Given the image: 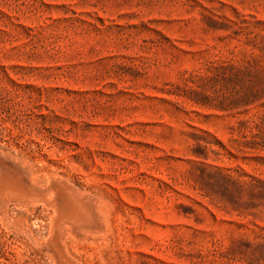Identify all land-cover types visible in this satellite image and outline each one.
I'll use <instances>...</instances> for the list:
<instances>
[{
	"label": "rangeland",
	"instance_id": "1",
	"mask_svg": "<svg viewBox=\"0 0 264 264\" xmlns=\"http://www.w3.org/2000/svg\"><path fill=\"white\" fill-rule=\"evenodd\" d=\"M0 264H264V0H0Z\"/></svg>",
	"mask_w": 264,
	"mask_h": 264
}]
</instances>
